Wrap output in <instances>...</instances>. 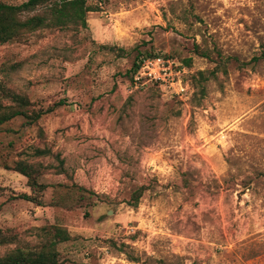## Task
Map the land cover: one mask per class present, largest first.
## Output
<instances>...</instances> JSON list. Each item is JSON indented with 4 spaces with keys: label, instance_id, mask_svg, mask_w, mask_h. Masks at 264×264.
Masks as SVG:
<instances>
[{
    "label": "rangeland",
    "instance_id": "374dc122",
    "mask_svg": "<svg viewBox=\"0 0 264 264\" xmlns=\"http://www.w3.org/2000/svg\"><path fill=\"white\" fill-rule=\"evenodd\" d=\"M89 2L86 29L0 44V87L56 105L0 127V231L17 235L0 256L53 225L58 264H264V0ZM138 53L173 60V85L133 88ZM19 160L43 167L41 207L16 198Z\"/></svg>",
    "mask_w": 264,
    "mask_h": 264
},
{
    "label": "trees",
    "instance_id": "16d2710c",
    "mask_svg": "<svg viewBox=\"0 0 264 264\" xmlns=\"http://www.w3.org/2000/svg\"><path fill=\"white\" fill-rule=\"evenodd\" d=\"M98 10L97 4L90 3L89 0H26L20 4H8L0 1V44L20 41L26 35L43 29L60 30L69 27L86 29L87 14ZM120 51L122 52L121 49ZM150 57L151 55H140V53L135 56L129 71L131 78L137 71L140 62ZM184 64L190 66L191 59L184 60ZM197 75L200 80L197 81L196 87L201 88L200 92L203 95L205 92L203 84L208 80V77L203 71L198 72ZM60 104L61 102L58 105ZM54 106L56 105L46 109L37 108L25 96L6 91L0 87V127L17 118H22L23 125L26 127H38L43 116L49 114ZM32 156L55 158L61 167L59 171L63 172V161L59 158L58 153H52L48 148H33ZM5 168L24 177L26 185L30 189L29 193H22L16 198L41 207V197L47 188L46 184L40 182L43 175L42 165L19 160L14 162L12 166ZM77 189L84 191L81 187H77ZM141 189L133 197L135 203L141 194ZM78 196L79 198H76L75 202H80L84 198L83 194H78ZM39 231L42 233L41 244L15 247L12 251L0 256V264H58L56 246L70 240L69 235L61 227L53 225L41 227ZM16 236L13 230L0 231V245L14 242Z\"/></svg>",
    "mask_w": 264,
    "mask_h": 264
},
{
    "label": "built area",
    "instance_id": "2783aa9c",
    "mask_svg": "<svg viewBox=\"0 0 264 264\" xmlns=\"http://www.w3.org/2000/svg\"><path fill=\"white\" fill-rule=\"evenodd\" d=\"M173 60L163 59L159 56L143 59L137 71L132 76V87L141 88L146 83L157 84L158 86L169 85L174 83V76L172 73ZM180 91L183 88L180 85Z\"/></svg>",
    "mask_w": 264,
    "mask_h": 264
}]
</instances>
